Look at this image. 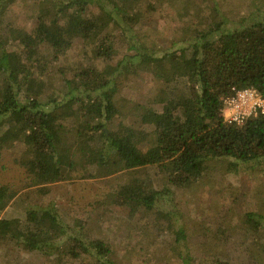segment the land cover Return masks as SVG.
Listing matches in <instances>:
<instances>
[{"label":"trees","instance_id":"1","mask_svg":"<svg viewBox=\"0 0 264 264\" xmlns=\"http://www.w3.org/2000/svg\"><path fill=\"white\" fill-rule=\"evenodd\" d=\"M16 2L0 0V145L16 139L24 143L25 156L17 162L38 192L72 178L81 156L97 153L89 166L97 177L140 167L163 173V189L150 177L111 193L118 206L135 216L158 208L173 187L203 177L212 161L230 158L236 171L242 162L264 159V113L243 123L228 122L223 115L224 99L233 88L253 87L264 98V0H250L248 13L237 19L222 16L202 27L188 25L184 47L164 52L136 44L139 26L151 11L164 12L179 0H34L37 8L28 28L12 22ZM118 31L132 54L118 57ZM78 41L104 67L89 63L73 76L63 75L58 96H48L42 78L48 67L45 52L59 59ZM145 57L162 106L143 109L137 120L144 129L116 127L120 107L110 94L123 78L139 73L137 64ZM17 192L0 183V248L15 245L47 256L63 253L80 264H116L109 242L93 238L85 226L68 221L55 203L45 205L38 195L29 200L23 219L2 216ZM246 221L260 231L264 245V215L249 212ZM177 237L182 238L179 232ZM185 253L178 251L182 262L194 264ZM215 264L229 262L218 259Z\"/></svg>","mask_w":264,"mask_h":264},{"label":"rangeland","instance_id":"2","mask_svg":"<svg viewBox=\"0 0 264 264\" xmlns=\"http://www.w3.org/2000/svg\"><path fill=\"white\" fill-rule=\"evenodd\" d=\"M249 6L250 0H179V4L167 6L164 12L149 13L150 17L139 26L136 44L145 43L160 52L181 49L188 25L202 27L222 16L237 19L248 13ZM36 8L34 0H17L11 13L12 22L20 28H28ZM116 36L118 57L132 54L127 39L119 31ZM45 53L48 67L42 78L50 97L58 96L63 75L73 76L89 63L100 69L105 65L80 41L59 59L53 58L49 49ZM137 65L139 73L123 78L119 90L110 92L120 107L116 127L129 125L144 129L137 120L143 109H160L164 101L157 83L148 73L149 58H142ZM68 133L71 139H76L75 132L69 129ZM24 149V143L17 139L9 146L0 145V183L18 190L2 216L23 219L31 205L29 200L38 195L45 205L55 203L68 215V221L75 220L85 226L93 238L109 242L116 264H184L179 250L189 251L194 264H215L218 259L229 264H264L260 231L246 221L249 212L264 215V159L259 164L242 162L236 171L230 158L212 161L203 177L183 187H173L172 194L163 199L158 208L133 216L115 203L111 193L120 185L133 184L137 178L151 177L157 188L163 189V173L140 167L97 177L89 166L98 154L95 157L82 155L72 178L46 184L48 190L38 192L26 168L17 162V158L25 156ZM178 232L182 237L180 241ZM54 235L56 237L57 233ZM0 264L80 263L63 253L47 256L13 245L10 249L0 248Z\"/></svg>","mask_w":264,"mask_h":264},{"label":"built area","instance_id":"3","mask_svg":"<svg viewBox=\"0 0 264 264\" xmlns=\"http://www.w3.org/2000/svg\"><path fill=\"white\" fill-rule=\"evenodd\" d=\"M259 113H264V98L253 87L233 88V93L224 99L223 115L228 122L243 123Z\"/></svg>","mask_w":264,"mask_h":264}]
</instances>
